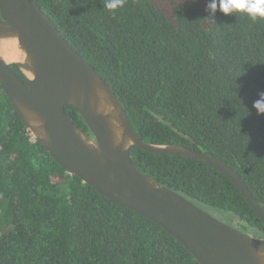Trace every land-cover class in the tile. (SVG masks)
Wrapping results in <instances>:
<instances>
[{
    "label": "trees",
    "instance_id": "1",
    "mask_svg": "<svg viewBox=\"0 0 264 264\" xmlns=\"http://www.w3.org/2000/svg\"><path fill=\"white\" fill-rule=\"evenodd\" d=\"M36 2L111 86L142 140L216 157L264 207V0ZM66 112L91 134L74 107ZM131 159L228 225L264 237L262 221L215 169L137 146ZM0 226V264H199L161 227L68 174L1 87Z\"/></svg>",
    "mask_w": 264,
    "mask_h": 264
},
{
    "label": "water",
    "instance_id": "2",
    "mask_svg": "<svg viewBox=\"0 0 264 264\" xmlns=\"http://www.w3.org/2000/svg\"><path fill=\"white\" fill-rule=\"evenodd\" d=\"M0 87L34 139L68 174L161 227L199 264H264V237L228 225L146 175L134 165L131 150L191 158L215 169L264 225V207L242 178L204 151L142 140L111 86L73 50L36 0H0ZM68 106L90 135L71 120Z\"/></svg>",
    "mask_w": 264,
    "mask_h": 264
},
{
    "label": "rangeland",
    "instance_id": "3",
    "mask_svg": "<svg viewBox=\"0 0 264 264\" xmlns=\"http://www.w3.org/2000/svg\"><path fill=\"white\" fill-rule=\"evenodd\" d=\"M208 213H210V212H208ZM210 214L217 217L219 220H222V217L219 213L211 212ZM1 229H2V226H0V234H1Z\"/></svg>",
    "mask_w": 264,
    "mask_h": 264
},
{
    "label": "bare ground",
    "instance_id": "4",
    "mask_svg": "<svg viewBox=\"0 0 264 264\" xmlns=\"http://www.w3.org/2000/svg\"><path fill=\"white\" fill-rule=\"evenodd\" d=\"M8 57L10 58V57H11V55H10V54H8Z\"/></svg>",
    "mask_w": 264,
    "mask_h": 264
}]
</instances>
